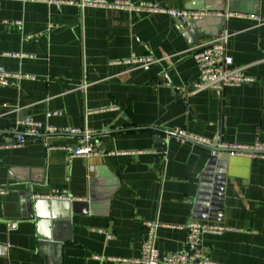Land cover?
<instances>
[{
  "label": "crops",
  "instance_id": "obj_1",
  "mask_svg": "<svg viewBox=\"0 0 264 264\" xmlns=\"http://www.w3.org/2000/svg\"><path fill=\"white\" fill-rule=\"evenodd\" d=\"M80 1L0 0V264H116L139 255L145 222L160 254L178 252L193 220L231 227L203 236L217 264H264V158L218 151V212L200 180L206 145L264 141V0H156L205 11L186 23ZM219 35L255 81L193 91L191 49ZM26 117L77 132L15 145ZM84 136L98 153L70 158Z\"/></svg>",
  "mask_w": 264,
  "mask_h": 264
},
{
  "label": "built area",
  "instance_id": "obj_2",
  "mask_svg": "<svg viewBox=\"0 0 264 264\" xmlns=\"http://www.w3.org/2000/svg\"><path fill=\"white\" fill-rule=\"evenodd\" d=\"M81 5L86 6H108L117 9H125L129 11L146 10L154 13H163L179 23H186L191 19H197L205 14L202 9H173L160 7L156 0H150L141 3H130L127 0H115L106 2L105 0H81ZM192 56L198 67L199 75L197 81L192 84L193 91L202 89L222 90L226 86H234L241 84H252L254 78L244 73L243 67L234 64L232 57L227 53L224 35L211 37L192 47ZM11 56H25L23 53H9ZM118 62V61H117ZM123 63L146 67L152 62V57H135L131 56L122 61ZM17 76V75H14ZM11 74L0 67V84L9 83ZM30 77V76H29ZM58 114L57 111L48 113L47 116ZM15 129L17 131L13 144L17 145L25 141L29 137H33L38 133H54V132H77L74 129H60L53 126L44 127L42 123L26 117L16 122ZM181 134V133H180ZM184 135V134H182ZM221 149H228L229 155H246L248 157L264 158V141L256 139L249 145H224L219 144ZM98 150L89 143L87 136L79 139L78 145L70 153V158L75 156L89 157L97 154ZM211 154L215 152L212 150ZM146 234L141 243L140 253L137 257L116 259V264H217L202 250V240L205 234H222L231 227L224 224L209 221H190L186 225V240L184 248L178 252L168 254H160L155 247V230L157 224L155 222L144 223ZM108 237H111L108 235Z\"/></svg>",
  "mask_w": 264,
  "mask_h": 264
},
{
  "label": "water",
  "instance_id": "obj_3",
  "mask_svg": "<svg viewBox=\"0 0 264 264\" xmlns=\"http://www.w3.org/2000/svg\"><path fill=\"white\" fill-rule=\"evenodd\" d=\"M168 134L174 135L178 138L185 139L188 141L198 142L200 144L204 143L200 139L182 135L180 133L169 132ZM206 146H208L209 149H212L215 152V154L211 156L205 171L200 176L201 182H205L204 186L208 187V189H201V191L207 194L208 196H210L209 200H210L211 208L209 211L216 210V212H218V210L221 208L223 182H222V177H218L219 178L218 179L216 176L212 177L211 174L213 173L212 171L216 163V157H217L216 154L218 153V151H228V149H221L220 147L215 145H206Z\"/></svg>",
  "mask_w": 264,
  "mask_h": 264
}]
</instances>
